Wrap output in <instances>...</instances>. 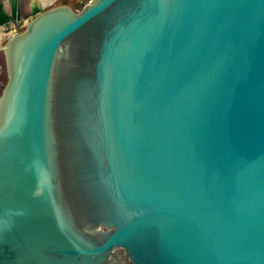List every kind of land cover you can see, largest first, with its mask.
<instances>
[{
  "label": "water",
  "instance_id": "obj_1",
  "mask_svg": "<svg viewBox=\"0 0 264 264\" xmlns=\"http://www.w3.org/2000/svg\"><path fill=\"white\" fill-rule=\"evenodd\" d=\"M0 50V264H264V0L57 3Z\"/></svg>",
  "mask_w": 264,
  "mask_h": 264
},
{
  "label": "crops",
  "instance_id": "obj_2",
  "mask_svg": "<svg viewBox=\"0 0 264 264\" xmlns=\"http://www.w3.org/2000/svg\"><path fill=\"white\" fill-rule=\"evenodd\" d=\"M88 0H0V48L6 39L17 30L24 27L25 23L39 11L54 6L57 3H65L78 10ZM1 61L4 63L0 50Z\"/></svg>",
  "mask_w": 264,
  "mask_h": 264
},
{
  "label": "flooded vegetation",
  "instance_id": "obj_3",
  "mask_svg": "<svg viewBox=\"0 0 264 264\" xmlns=\"http://www.w3.org/2000/svg\"><path fill=\"white\" fill-rule=\"evenodd\" d=\"M112 259L106 264H132L127 254L122 249H117L113 252Z\"/></svg>",
  "mask_w": 264,
  "mask_h": 264
},
{
  "label": "rangeland",
  "instance_id": "obj_4",
  "mask_svg": "<svg viewBox=\"0 0 264 264\" xmlns=\"http://www.w3.org/2000/svg\"><path fill=\"white\" fill-rule=\"evenodd\" d=\"M0 60H1V55H0ZM3 74H5V70L3 68V63L1 61V67H0V87H1L2 82H3V80H2Z\"/></svg>",
  "mask_w": 264,
  "mask_h": 264
},
{
  "label": "trees",
  "instance_id": "obj_5",
  "mask_svg": "<svg viewBox=\"0 0 264 264\" xmlns=\"http://www.w3.org/2000/svg\"><path fill=\"white\" fill-rule=\"evenodd\" d=\"M3 68H4V63H3ZM2 80H3V82H2V85H1V87H0V91H1V88H2L3 83H4V81H5V74H3Z\"/></svg>",
  "mask_w": 264,
  "mask_h": 264
}]
</instances>
